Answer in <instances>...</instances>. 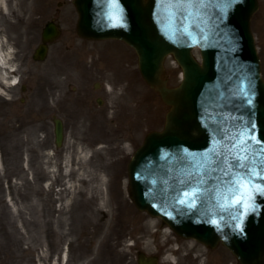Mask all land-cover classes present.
<instances>
[{
  "label": "rangeland",
  "instance_id": "obj_1",
  "mask_svg": "<svg viewBox=\"0 0 264 264\" xmlns=\"http://www.w3.org/2000/svg\"><path fill=\"white\" fill-rule=\"evenodd\" d=\"M257 1L251 29L264 79V0ZM51 18L59 22L61 36L49 46L44 61H35L32 53L40 43L44 24ZM76 21L77 11L72 0H0V37L4 41L3 48H12L10 63L15 67L12 76L18 78L16 85H5L4 92L0 93L3 109L18 113L29 107L35 110L36 118L38 110L50 109V117L63 118L66 139L58 148L59 159L65 156L69 159V169L64 172L63 164L56 168L50 160L44 161V155L34 165V177L25 165L17 163L18 173L21 174L22 169L24 172L23 177L17 179L18 189L31 185L29 191L37 190L35 194L39 195L45 192L52 209L56 208L55 201L60 202L57 203L59 214L55 210V219L46 223L42 216L46 208L40 202L37 208L34 206L35 215L32 220L29 215L31 223L26 226L15 217L17 209L15 203L12 204L10 229L5 228L3 235L0 234V264H41L37 248L44 251L43 246L49 241L65 248L66 264H137L135 248L159 255L158 264H185L181 258L183 251L173 255L177 261L170 260V246L175 248L176 243L163 244L177 237L176 234L167 231L170 229L159 218L138 210L128 192L127 163L145 134L163 127L168 107L148 84L140 81L129 85L128 79L118 77L95 58L99 50L108 55L111 54L108 51L114 50L112 54H124V64L129 62L138 71L137 56L132 48L127 49L112 39H82L76 33ZM194 54L199 56L198 50L194 49ZM172 64L167 57L165 71L171 86L180 80V68ZM107 84L113 91L106 90ZM100 86L102 89L96 90ZM97 97L102 104L97 103ZM21 98L25 99L24 103ZM91 127L105 134L102 141L93 142L99 145L98 149L86 147L92 145L89 144L93 135ZM49 131L52 143L53 128ZM106 132H111L110 137ZM116 146L122 147L115 151ZM50 156L53 160L54 153ZM48 167L52 169L50 173ZM38 179L47 184L44 192ZM34 183L40 187L36 188ZM129 214L138 222H129ZM142 219L154 220L156 224L147 225L145 232L146 229H140ZM56 220L60 221L55 223ZM132 242L136 245L131 246ZM210 253L220 255L221 260L211 257L209 264H235L224 246H217ZM206 258L204 254L202 263Z\"/></svg>",
  "mask_w": 264,
  "mask_h": 264
},
{
  "label": "water",
  "instance_id": "obj_2",
  "mask_svg": "<svg viewBox=\"0 0 264 264\" xmlns=\"http://www.w3.org/2000/svg\"><path fill=\"white\" fill-rule=\"evenodd\" d=\"M74 4L79 34L118 37L133 46L143 77L170 105L164 129L150 133L129 164L136 206L161 217L181 236L211 247L223 240L242 264H264V193L254 192L246 208L233 207L217 171L206 177L207 191L195 207L177 202L186 187L178 181L213 153L228 154L241 129L264 142V81L250 31L257 0H205L199 12L186 6L192 13L187 19L177 15L173 0H74ZM57 35L56 27L47 24L33 58L43 60L46 43ZM194 47H199L200 63L192 55ZM167 54L183 71L174 88L162 78ZM55 132L59 138L60 126ZM262 146L250 142L251 160L257 161L254 154ZM252 167L258 171L261 165L257 161ZM253 183L264 185V179L254 176Z\"/></svg>",
  "mask_w": 264,
  "mask_h": 264
},
{
  "label": "flooded vegetation",
  "instance_id": "obj_3",
  "mask_svg": "<svg viewBox=\"0 0 264 264\" xmlns=\"http://www.w3.org/2000/svg\"><path fill=\"white\" fill-rule=\"evenodd\" d=\"M102 87L96 88V90H101ZM20 101L22 103L25 102L24 98H21ZM101 98L97 97V102L100 103ZM102 104V103H100ZM50 109L38 110L39 115L37 118L35 117V110L32 108H27L26 111L20 112H8V109H3L2 99L0 97V234L3 235L4 229L9 228V218L12 214V204L15 203L14 207L17 209V215L15 216L20 223H24L26 226H29L32 220V215L34 213V206L32 199L35 196L42 202L44 209V213L42 211L43 220L46 223H49L55 219V217L59 214V209L57 206V202L55 201V209L51 208V202H49V197H45V189H43V194L39 195L35 194L38 192L37 190L29 191L31 185H26L22 187V190L18 189V180L19 176L23 177V169L21 170V174L18 173L17 163L20 161L21 164L25 165L27 168V172L31 173V176L34 177L35 174V166L37 161L43 158L45 160H50L54 162V165L57 166L60 161L59 155L60 152L59 147L55 146V137L53 134V141L51 143L50 131L49 129L53 128L54 130V120L58 118L57 116L49 115ZM48 112V113H47ZM41 113H47L45 115H41ZM11 114V116H8ZM18 114V115H17ZM62 126L64 128V136L63 141L66 139V123L63 118H59ZM6 124L3 126V122L6 121ZM36 130V132H35ZM112 130V129H111ZM98 132H95L90 136V142L93 136H96ZM108 137L109 133L106 132ZM92 134V133H91ZM96 134V135H95ZM87 142V141H86ZM90 144V143H89ZM14 146V147H13ZM89 147V145H86ZM54 153V158L51 160V157H48V154ZM44 166V164H43ZM37 182H41L43 185V180L38 179ZM37 185V184H33ZM40 186L36 187L39 188ZM41 198V199H40ZM42 207V208H43ZM57 210L56 216L54 215V211ZM25 211V212H22ZM29 215H31V220L29 219ZM26 216V218H24ZM34 219V218H33ZM60 220H56L59 222ZM6 240V238H5ZM36 247H38L39 243L36 242ZM131 246H135V242L130 243ZM44 251L40 248L38 258L42 261V264H52V262L57 261L60 264V257L63 247L61 244L56 245L51 243V241L45 243ZM28 249V247L26 248ZM136 251L135 255L138 253V249H134ZM38 254V253H37ZM138 255V254H137ZM30 261V260H29ZM32 263V261H30ZM233 264V263H231ZM237 264V263H236Z\"/></svg>",
  "mask_w": 264,
  "mask_h": 264
},
{
  "label": "snow or ice",
  "instance_id": "obj_4",
  "mask_svg": "<svg viewBox=\"0 0 264 264\" xmlns=\"http://www.w3.org/2000/svg\"><path fill=\"white\" fill-rule=\"evenodd\" d=\"M178 5L177 15L187 19L192 13L189 12L187 5L196 7L199 12V5L205 4V0H173ZM250 103V101H249ZM252 127H255L253 124ZM234 143L231 149H236L233 153L229 149L228 154L220 152L213 153L210 157L203 159L193 165V170L188 173L187 177L178 181L181 185H186L182 189V197L178 196L177 202L186 205L189 208L195 207L202 200L204 193L207 191L205 185L208 183L206 177L217 171L222 175L219 177L221 185L231 194V206L248 207V201L253 199V193H264V185L253 183V177L264 179V146L255 152V157L261 165L258 171H254L252 163L257 162L250 159L252 149L250 142L264 145V142L256 140L254 136H246L243 129L233 138ZM226 164V167L223 165ZM243 215V213H241ZM239 227V225H237Z\"/></svg>",
  "mask_w": 264,
  "mask_h": 264
},
{
  "label": "bare ground",
  "instance_id": "obj_5",
  "mask_svg": "<svg viewBox=\"0 0 264 264\" xmlns=\"http://www.w3.org/2000/svg\"><path fill=\"white\" fill-rule=\"evenodd\" d=\"M13 27V26H11ZM3 39L0 37V92H4L3 87L5 85L11 86L14 83V80L12 79V72H13V65L10 63V59H11V53H12V48L9 47L8 48H3ZM111 52V51H108ZM124 54L122 53H117L115 54H111L108 55L107 53H105V51L100 52V50L98 51V53L95 55V58H97L96 60L101 62L103 67L109 68L111 69L114 74L118 75V77L120 78H124V79H128L129 82L128 84L130 85L131 83L134 84L136 83V74L133 70H130L131 66L130 65H125L124 64ZM123 56V57H122ZM122 57V58H121ZM169 57L171 58V56L169 55ZM173 66V65H172ZM171 66V68H172ZM175 67V66H173ZM162 78L165 80L167 79V74L166 71L163 70V75ZM6 83V84H5ZM146 99V98H145ZM92 134H94L96 131H94L92 129V127L90 128ZM111 133V132H110ZM110 133H109V137H110ZM114 134L111 135V137H113ZM103 137H105V134H101L98 133V135L93 136L91 139V144L95 141V139H102ZM122 147V146H121ZM120 146H116L113 148V150L118 151L120 148ZM51 154V153H50ZM48 157H51L48 154ZM68 158H66V156L63 158V160H60L58 162L57 167H59L61 164H63V171L67 172L68 171ZM47 171L50 173V171L52 169L46 168ZM127 178L129 179V173H127ZM100 183L103 181L102 179H99ZM129 183V182H128ZM45 185L47 184H43L42 186L45 189ZM40 185H36V187H38ZM129 189L131 188V184L128 185ZM46 190V189H45ZM131 192V190H130ZM33 202V206H35V208H37V206L39 205V199L37 196L34 197V199H32ZM102 202L105 203V199H102ZM60 204V202H59ZM126 216V213L123 215V217ZM134 217H131L130 214L128 215V221L129 222H138V220H134ZM141 219V218H140ZM141 225H140V229L141 230H145L147 225L148 227H151L152 225L156 224V222L154 220H149L146 221L145 219ZM167 231H171V230H167ZM145 232H147V229L145 230ZM168 235V233H167ZM166 241V242H165ZM163 242V244H172V243H176L177 247L173 248L172 246H170V252H169V257L171 261H177V259L175 257H173V255L177 254L179 255L180 252L183 251V254H181V258L183 259V261L185 262V264H209L208 260L211 261V259L213 257L217 258L218 261L221 260L220 255H212L210 253L209 250H207L206 247H203L202 245H200L198 242L190 241V240H186V241H181L179 239H176V237H174L171 240H165ZM29 251V248L27 249ZM206 255L207 258L205 259V262H203V255ZM146 260L144 264H149L150 261H152L153 259H155L154 257L152 258L151 256H145ZM212 257V258H211ZM66 258V252H61V261L64 260ZM52 264H58L57 261L52 262Z\"/></svg>",
  "mask_w": 264,
  "mask_h": 264
}]
</instances>
